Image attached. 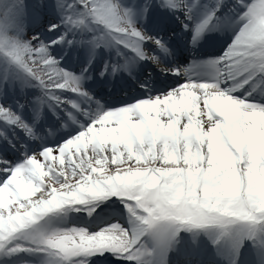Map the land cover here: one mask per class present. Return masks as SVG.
I'll return each instance as SVG.
<instances>
[{
	"label": "snow or ice",
	"instance_id": "snow-or-ice-1",
	"mask_svg": "<svg viewBox=\"0 0 264 264\" xmlns=\"http://www.w3.org/2000/svg\"><path fill=\"white\" fill-rule=\"evenodd\" d=\"M0 264H264V0H0Z\"/></svg>",
	"mask_w": 264,
	"mask_h": 264
},
{
	"label": "bare ground",
	"instance_id": "bare-ground-1",
	"mask_svg": "<svg viewBox=\"0 0 264 264\" xmlns=\"http://www.w3.org/2000/svg\"><path fill=\"white\" fill-rule=\"evenodd\" d=\"M204 51H206V52H204L205 55H218L220 49L218 47H216L214 50L213 46H209V47H206L204 49ZM185 55H187V54H185ZM73 215H75V214H73Z\"/></svg>",
	"mask_w": 264,
	"mask_h": 264
}]
</instances>
